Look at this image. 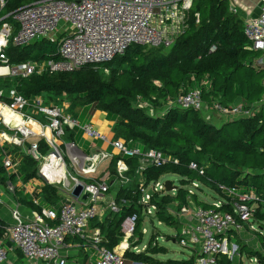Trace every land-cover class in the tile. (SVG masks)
<instances>
[{
	"label": "built area",
	"instance_id": "built-area-1",
	"mask_svg": "<svg viewBox=\"0 0 264 264\" xmlns=\"http://www.w3.org/2000/svg\"><path fill=\"white\" fill-rule=\"evenodd\" d=\"M220 1L229 4L230 12L239 14L237 0ZM194 2L195 0H31L28 5L0 20L1 23L12 17L17 25L15 27L4 22L0 28V78L27 79L35 74L53 75L72 73L86 67L98 68L123 56L132 46L170 49L177 38L187 31ZM5 5L6 1L0 0L1 8ZM260 5V15L245 21L244 34L249 42L248 47L264 55V0H260ZM195 17L199 24L200 15L197 13ZM42 39L57 43L56 59L16 65L10 62L7 55L10 44L24 47ZM216 50L217 46L213 45L209 52L214 53ZM258 65L263 66L264 59L260 58ZM105 71L108 73L107 69ZM201 85L208 86L209 83L205 80ZM37 99V103L31 106L15 88L0 90V149L3 151V166L11 175H17L18 163L3 148H22L30 138H43L53 149L52 154L42 157L38 143H32L27 154L37 162H43L38 175L45 184L57 188L61 201L59 208H42L41 212L33 213L29 220L16 209L12 213L13 225L0 224V264H5L8 260L5 242L11 243L30 263L67 264L64 254L69 239H80L89 245L93 264H126L125 253L130 250L129 242L136 235L139 215L133 213L123 220L121 232L124 242L121 247L119 245V251L104 245L105 237L100 227L92 228L94 221L102 222L101 218L107 214L117 215L126 205L125 199L107 200L116 183L122 186L129 181L125 176L129 169L122 161L118 164V175L123 181L111 179L108 168L112 157H138L140 167L137 173L140 175L149 167H162L169 162L178 164V159L159 150L142 151L138 144L123 139H111L92 123H80L76 117L65 112L64 106L44 107L42 98ZM257 105L264 108V98ZM29 107L36 109L37 115L43 116L48 122L47 127L43 125L44 120H37L26 112ZM174 107L196 110L208 118L218 114L222 123L251 116L242 105L227 108L215 102L209 106L203 99L200 88L190 90L168 103V109ZM4 110L19 114L24 121L40 127L41 131L31 130L26 134L20 127L10 126L3 115ZM46 128L48 134H45ZM67 129L81 133L82 139L89 143L91 153L75 141H66L64 138ZM94 142H98L101 147L94 145ZM62 148L64 151H60ZM55 155H58L60 169L63 171L58 178L51 180L45 171L51 174L57 171V168L49 164L50 158ZM105 161H109V165L100 175L88 177L95 174ZM69 166L75 168V176L70 175ZM190 169L200 175L204 173L203 168L196 163H192ZM87 180L92 182L88 183ZM152 185L153 189H164L159 182ZM78 186H82L83 191L77 197L74 190ZM199 188L200 184L194 182L190 197ZM218 189L229 196V203L220 199L213 203L214 209L211 210L201 207H183L177 210L179 219L191 216L194 220L193 225L183 226L178 239L183 247L195 253L192 256L196 258L190 264H217L220 255L226 253L231 236L241 233L248 224L254 225L255 209L251 203L255 196L242 194L236 188L221 184ZM9 190H13L12 186ZM151 197L147 194L142 201L150 214H156V207L148 206ZM225 204L231 206L232 212L219 210ZM48 222L53 224L49 225Z\"/></svg>",
	"mask_w": 264,
	"mask_h": 264
},
{
	"label": "trees",
	"instance_id": "trees-1",
	"mask_svg": "<svg viewBox=\"0 0 264 264\" xmlns=\"http://www.w3.org/2000/svg\"><path fill=\"white\" fill-rule=\"evenodd\" d=\"M5 1V7L0 6V20L31 3V0ZM197 13L200 15L199 24L195 17ZM4 22L17 26L13 18L8 17L0 23V28ZM244 25L245 22L238 14L230 12L227 2L195 0L187 31L177 38L170 49L132 46L123 56L98 68L86 67L72 73L35 74L27 79H16L15 89L30 105L44 94L57 98L65 95L70 99L69 111L72 113L78 107L85 109L89 106L107 113L115 122L116 139L136 143L142 151L159 150L178 159V164L169 162L162 167H149L140 175L137 173L140 167L138 157L113 155L108 168L111 179L123 181L118 175V164L122 161L129 169L125 176L129 182L130 179L132 181L127 186H121L120 198L124 196L126 205L121 208L120 213L109 214L103 223H92V228L100 227L102 230L104 245L109 249H114L122 240L123 220L133 213L139 215L143 190L168 173L181 177L175 195L154 194L148 204L156 207V215L161 223L165 221L170 226L183 228L177 217L170 213L169 206L177 204L179 210L189 207L188 198L194 182L199 183L200 187L203 184L213 190L227 203L230 198L219 191V184L236 188L242 194L254 193L257 198L254 203L257 204L254 220L264 223L263 111L218 127L208 123L203 114L196 110L174 107L162 116H150L139 104L143 101L156 109L162 108L180 95L200 88L203 99L209 106L216 102L229 108L238 99H242L245 110L254 108L264 94V65H258L261 54L248 47ZM213 45L217 46V50L210 53ZM7 55L14 65L53 60L57 58V43L42 39L24 47L10 44ZM205 80L208 81V86L201 85ZM65 138L87 146L81 133L76 130L67 129ZM37 143L40 155L45 157L50 150L49 145L44 139ZM7 148L9 146L3 148L7 153L19 150L17 147ZM2 153L0 149V183L6 184L17 176L24 183L38 177V162L22 152L16 167L17 175H9L3 166ZM192 163L203 168V175L190 169ZM140 177L144 180V185H136L135 188L134 179ZM185 185L190 188H184ZM40 197L45 206L59 208L61 199L54 186L45 184ZM25 204L32 206L37 212H41L43 208L40 203ZM197 206L205 210L214 209L213 204L208 205L199 200ZM219 210L232 212L229 204ZM140 226L139 219L137 231ZM165 251L129 253L125 258L129 260L127 264H190L196 258L192 256L182 262L155 258V255L167 253ZM217 264L231 262L221 254Z\"/></svg>",
	"mask_w": 264,
	"mask_h": 264
},
{
	"label": "rangeland",
	"instance_id": "rangeland-1",
	"mask_svg": "<svg viewBox=\"0 0 264 264\" xmlns=\"http://www.w3.org/2000/svg\"><path fill=\"white\" fill-rule=\"evenodd\" d=\"M146 51H148V49ZM261 59L262 60L264 59L263 54H261ZM16 84L17 82L15 78H11V77L0 78V90L8 91L10 88H15ZM263 98H264V94L262 96V99ZM37 101L38 99L35 100V104L37 103ZM41 101L44 107L49 106V104H53L54 106L58 105L62 107L63 104H65L66 102H70V99L69 97L64 95L62 98H57L55 96L42 98ZM139 104L141 107L147 110V113L150 116H162L168 110V105H164L162 108L156 109L154 107H151L148 103L143 102V101H140ZM261 109H262L261 107H258V105H255L254 108H251L248 111L250 112L251 116H255L257 114H260V112L262 111L264 112V110L263 109L261 110ZM84 110L85 109H81V113L78 112L79 109L75 111L76 114L79 115V118L82 117L80 119L81 121H79L82 124H85L88 114H90V111H91V110H86L84 112ZM26 112L28 114H31L33 118H37V119L41 118V116L37 115L36 109L34 108H30V109L28 108L26 109ZM70 113L72 114V112ZM204 118L205 120H207V122L214 124L218 127H220L221 124H223L218 114H213L212 118H208L207 116H204ZM43 125L47 127L48 122L44 120ZM45 131L47 132V128L45 129ZM110 138L114 139V137L113 138L110 137ZM42 139L43 138L37 137V138H30L26 140V144H25L26 146L24 147V151H27V149L31 146L32 143H37L39 140H42ZM64 139L66 141L69 140L66 138ZM84 147L85 149L84 148L83 149L85 151L91 153L89 145L84 146ZM10 148H14V147L9 146V148L7 149H10ZM60 151H64V149L62 148V150ZM52 152H53V149L50 147V150L46 153L45 156L51 155ZM10 153L14 155L13 157L15 159L17 158V160H19V156L21 155L19 150H16L15 153H13V151ZM42 163L43 162H38V171L40 170ZM108 165H109V161L103 162L98 168L97 172L95 174H90L88 177L100 175L101 172H103V169L106 168ZM68 171L70 175L72 176L76 175L75 168H70L69 166ZM128 173H129V170L126 174ZM68 180L70 181L69 176H68ZM131 181L132 180L130 179V182L128 181L126 184H124V186L131 184ZM168 181L171 182V185L173 187H176V186H179V183H181V177L173 173L165 174L158 181L161 186H164V189H159V190L153 189L152 188L153 185L151 183L146 189L143 190L142 199L139 203L141 211L138 210L140 211L139 218L141 221V226L139 230L137 231V234L135 235V237L130 240L129 245L131 248L129 251H126L125 255L129 253L143 254L147 251L155 252L159 250H166L165 252L167 253L155 255V258H157L158 260H162V261H166L170 259V260L178 261V262L187 261L192 255L193 252L189 248L183 247L178 240L180 239L181 229L175 226H170L165 221H162L161 225L158 224L161 221V219H159L154 212H151L150 214L149 211H147L146 204H144L142 201L143 198L149 193V190L151 189H153V192L156 195H160V196H164L166 194L175 195L174 192L177 191V189L176 190L173 189V191L169 193L165 191V183ZM134 183H135L134 184L135 188L137 186L142 187L144 185V180L142 179V177H140L138 179H134ZM184 188L189 189L190 186L185 185ZM194 194L196 195L195 198L194 197L188 198V202L190 203V205H195V204L197 205L198 200H201L202 202H205L208 205H212L215 201H218L221 199L220 196L216 192H214L213 190H210L203 184H202V187H200L197 190H194ZM107 197L109 199L110 195H108ZM254 203H255V200L251 203V206L255 209L257 207V204H254ZM177 210H178L177 204H171L169 206L170 213L176 216L178 221H180V219L177 216ZM122 242H124L123 239L119 242L118 246L120 245L121 247ZM227 246L228 247H226L225 249L226 253L224 255L227 256L231 264H264V223L261 224L257 222L256 220H254V225L248 224L245 227V230H243L241 233L233 234L231 236L230 244H228ZM124 262L127 264L129 260L125 258Z\"/></svg>",
	"mask_w": 264,
	"mask_h": 264
},
{
	"label": "crops",
	"instance_id": "crops-1",
	"mask_svg": "<svg viewBox=\"0 0 264 264\" xmlns=\"http://www.w3.org/2000/svg\"><path fill=\"white\" fill-rule=\"evenodd\" d=\"M236 5L238 8V13H239L238 15L242 18L244 22L258 17L261 13L260 0H237ZM40 98H47V96L44 94ZM34 103L35 101L32 102V105ZM244 103L245 102L242 99H238L237 102L233 104L232 106H237V105L243 106ZM52 105L53 104H49V106H52ZM63 106H64L65 112L68 114H71L69 111L70 102H66L65 104H63ZM30 108H33V107H29V109ZM77 109H79L78 112L81 113L82 108L78 107ZM77 109L75 111H77ZM86 110H91V111H90V114H88V117L85 123H92L94 127L98 129L100 132L106 134L109 137L115 138V133H114L115 122L112 121L107 116V113L97 110L93 106H89L85 108L84 112ZM71 115H73L79 121H81L80 119L82 117L79 118V115H77L76 112H73ZM39 116H41V118L39 119L35 118V119L42 121L43 120L42 115H39ZM83 142H86V141L83 139ZM76 143L79 144V142H76ZM96 144H98V142H94V145ZM87 145H89V143H87ZM96 146L101 147V145L99 144ZM81 147L85 149V147L82 144H81ZM18 149L20 153L22 152V153L27 154V151H24V147L18 148ZM8 154H11V153H8ZM11 156H14V155L11 154ZM13 159L14 161L18 163L17 158L15 159L13 157ZM106 168H104L103 170H105ZM7 173L10 174L11 172H9L8 170ZM10 186H12V189H13L12 191L9 190ZM44 186H45V183L39 177V175L37 178L31 179L27 183L22 182V180L18 176L14 177L11 181L8 180L6 184L0 183V224L2 226L13 225L14 219L12 217V213L16 209L20 211V213L25 219L29 220L30 218H32L33 213H36L37 211L32 206H29V205L27 206L25 202H28V203L34 202L36 205H39L40 203L43 206V208H48V206H45V204L41 203L40 196H41L42 188ZM120 192H121V186L119 183H116L115 186L111 188L110 194H108L110 195L109 199L107 197L108 202L112 200H117V201L122 200L124 196L120 198ZM250 194L253 195V197L255 196L254 193H250ZM255 199H257L256 196H255ZM199 202L202 203L201 200H199ZM196 207H198L196 204L190 205L189 203V208L195 209ZM108 215L109 214L101 218V221H102L101 223L105 221ZM180 222L182 223L183 226L193 225L194 220L191 216H184V217L182 216L180 218ZM4 246L6 247V250L8 252V260L5 264H42L41 262H34V263L28 262L25 259V257L22 255V253L19 250L13 248L12 244L9 242H5ZM114 250L119 251V246L114 248ZM91 254H92V249L84 241L82 240L80 241L78 239H69L67 241L66 252L64 254V257L67 259V264H93V260L91 259ZM191 257L192 255L190 256V258Z\"/></svg>",
	"mask_w": 264,
	"mask_h": 264
},
{
	"label": "bare ground",
	"instance_id": "bare-ground-1",
	"mask_svg": "<svg viewBox=\"0 0 264 264\" xmlns=\"http://www.w3.org/2000/svg\"><path fill=\"white\" fill-rule=\"evenodd\" d=\"M3 115L5 117L6 122L12 126V127H20L21 130L24 133H28L29 131H35V132H40L41 128L36 126V125H32L31 123H28L26 121H24L22 119V117L19 114L10 112L8 110H4L3 111ZM45 134H48V132H46ZM49 164L51 166H53L55 169L57 168V171L54 173H50V172H46V175L48 176V178H50L51 180H55L56 178L59 177L60 173L63 171L60 169V162L58 159V155L52 156L50 158Z\"/></svg>",
	"mask_w": 264,
	"mask_h": 264
},
{
	"label": "water",
	"instance_id": "water-1",
	"mask_svg": "<svg viewBox=\"0 0 264 264\" xmlns=\"http://www.w3.org/2000/svg\"><path fill=\"white\" fill-rule=\"evenodd\" d=\"M231 122H234V121H231ZM179 187L178 186H176V187H173L172 185H171V182L170 181H168V182H166L165 183V190H166V192H171V191H173V189H178ZM82 191H83V188H82V186H78L75 190H74V195L75 196H80L81 195V193H82ZM150 196H153L154 195V192H153V190L151 189V190H149V193H148ZM87 198V196L85 195L84 196V199H86Z\"/></svg>",
	"mask_w": 264,
	"mask_h": 264
}]
</instances>
